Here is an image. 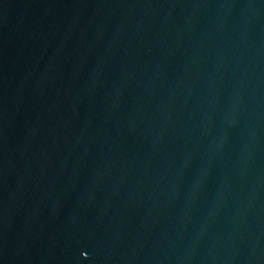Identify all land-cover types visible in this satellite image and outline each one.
<instances>
[{"label":"water","instance_id":"obj_1","mask_svg":"<svg viewBox=\"0 0 264 264\" xmlns=\"http://www.w3.org/2000/svg\"><path fill=\"white\" fill-rule=\"evenodd\" d=\"M0 264H264V0H0Z\"/></svg>","mask_w":264,"mask_h":264}]
</instances>
